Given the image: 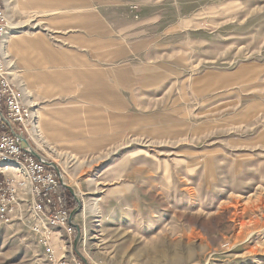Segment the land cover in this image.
<instances>
[{
  "label": "rangeland",
  "instance_id": "1",
  "mask_svg": "<svg viewBox=\"0 0 264 264\" xmlns=\"http://www.w3.org/2000/svg\"><path fill=\"white\" fill-rule=\"evenodd\" d=\"M14 13L8 35L52 49L42 89L24 93L38 152L81 206L74 256L264 264V0H35V16ZM0 264L50 263L13 222Z\"/></svg>",
  "mask_w": 264,
  "mask_h": 264
},
{
  "label": "built area",
  "instance_id": "2",
  "mask_svg": "<svg viewBox=\"0 0 264 264\" xmlns=\"http://www.w3.org/2000/svg\"><path fill=\"white\" fill-rule=\"evenodd\" d=\"M10 25L0 0V224L26 225L50 264H82L72 252L71 216L58 173L20 146L14 134L38 151V115L23 102L10 62L1 48ZM70 246V247H69Z\"/></svg>",
  "mask_w": 264,
  "mask_h": 264
},
{
  "label": "crops",
  "instance_id": "3",
  "mask_svg": "<svg viewBox=\"0 0 264 264\" xmlns=\"http://www.w3.org/2000/svg\"><path fill=\"white\" fill-rule=\"evenodd\" d=\"M12 3L13 0H2V5L7 15L10 27L12 25L11 21L16 22L15 20L13 21V19H15L13 15L17 10H20V12H26L29 15L33 14L35 16V0H20L19 4ZM46 8L49 9L50 7ZM42 9L45 8L43 7ZM34 16L30 17L29 21ZM34 26L35 24L33 22V27ZM15 27L16 25H12L11 29H14ZM42 41H45L43 36H38L36 32H30L28 30L26 32H23L21 35L7 34L1 42V48L3 52L8 57L10 62H13L14 64L13 67L11 66V71L12 69L17 68V70H19L21 74V81L17 80V83L22 94L23 102L26 105L35 104L32 98L34 94L30 93V95H26L24 91H28V93H36L37 91L42 89V81L44 79V72L42 71V69L44 68V66H47L52 60V54L50 53L51 46L46 42L45 46L40 45ZM19 59H21L22 61H20L21 65L18 66L19 63L16 64L15 62ZM39 119L40 118L38 115V121Z\"/></svg>",
  "mask_w": 264,
  "mask_h": 264
},
{
  "label": "water",
  "instance_id": "4",
  "mask_svg": "<svg viewBox=\"0 0 264 264\" xmlns=\"http://www.w3.org/2000/svg\"><path fill=\"white\" fill-rule=\"evenodd\" d=\"M14 135L20 141V146H21V148L24 151L28 152L30 155H32L36 159L41 160L45 165H47L48 167L52 168L56 173H58L61 186L64 189L68 190L69 193L73 197L76 198V195H75L73 189L70 186H68L67 184H65V182L63 180V175L61 174V171L59 170L58 166H56L54 163H51V162L42 160L41 156L32 149V147L30 146V144L25 139H23L20 135H17V134H14ZM80 208H81V206H80V204H78V207L71 212V214H70L71 218L80 210ZM74 228L77 229V226H74ZM78 240H79V233L77 232L76 239L74 240V246L77 245ZM81 260H83V259H81Z\"/></svg>",
  "mask_w": 264,
  "mask_h": 264
},
{
  "label": "trees",
  "instance_id": "5",
  "mask_svg": "<svg viewBox=\"0 0 264 264\" xmlns=\"http://www.w3.org/2000/svg\"><path fill=\"white\" fill-rule=\"evenodd\" d=\"M60 191L63 197L65 207L69 211V213H71L74 209L77 208V202L74 197L69 193V191L64 189L61 185Z\"/></svg>",
  "mask_w": 264,
  "mask_h": 264
}]
</instances>
